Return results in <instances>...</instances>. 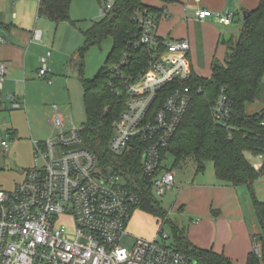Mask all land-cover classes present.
Here are the masks:
<instances>
[{
	"label": "built area",
	"instance_id": "1",
	"mask_svg": "<svg viewBox=\"0 0 264 264\" xmlns=\"http://www.w3.org/2000/svg\"><path fill=\"white\" fill-rule=\"evenodd\" d=\"M115 1L106 0L105 10ZM210 14L197 12L200 20ZM215 16L221 25L232 24L236 17L231 12ZM137 20L142 28L137 44L153 48L156 55L136 81H126V107L113 123L110 150L123 155L140 144L143 171L159 197L176 187L174 171L163 168V153L192 101L191 45L187 39H160L159 21L146 10L137 14ZM52 55L48 51L41 58L39 78L48 77ZM120 68L116 65L114 70L121 74ZM7 69L0 62V92ZM9 99L15 109L21 107L15 96ZM53 111L55 135L35 143V167L14 191L0 189V264H198L162 232L153 240L137 238L131 250L121 245L140 204L139 195L120 175L105 173L98 157L84 147L81 129H67L60 108L54 106ZM212 113L219 123L228 119L227 97L220 96ZM70 219L73 231L65 223ZM254 251L261 253L258 239Z\"/></svg>",
	"mask_w": 264,
	"mask_h": 264
},
{
	"label": "trees",
	"instance_id": "2",
	"mask_svg": "<svg viewBox=\"0 0 264 264\" xmlns=\"http://www.w3.org/2000/svg\"><path fill=\"white\" fill-rule=\"evenodd\" d=\"M73 1L40 0L38 15L57 25L63 22L75 24L70 16ZM96 1L100 5L106 2ZM145 10L158 21L161 19L162 12L146 5L145 0H116L110 10L103 9L100 20L83 32L84 45L78 51L81 59L79 76L88 118L81 128L83 145L98 157L105 173L120 175L139 195L137 210L156 217L163 228L170 224L172 243L177 250L198 264H234L223 254L195 247L185 230L169 220L168 212L152 191L151 178L143 171L140 144H134L132 150L123 155L110 150L113 123L126 107L123 93L128 84L126 81H136L156 55L153 48L137 44L142 33L137 14ZM247 15L236 44L234 41L227 44L224 62H213L211 77L193 74L189 110L163 153V160L168 155L172 157L171 170L193 163L197 175L204 173L208 163H212L221 183L248 187L253 202L258 205L254 184L264 176V165L256 169L246 154L264 157V109L249 114L247 107L264 97V0ZM109 38L113 39V48L104 67L94 78L86 79L83 63L86 52L102 46ZM116 65H121V74L114 70ZM222 95L227 97L230 114L224 123H219L213 117L212 109ZM262 240L260 255L253 251L247 264H264V237Z\"/></svg>",
	"mask_w": 264,
	"mask_h": 264
},
{
	"label": "crops",
	"instance_id": "3",
	"mask_svg": "<svg viewBox=\"0 0 264 264\" xmlns=\"http://www.w3.org/2000/svg\"><path fill=\"white\" fill-rule=\"evenodd\" d=\"M260 2L261 0H145L146 5L162 12L157 29L158 37L165 41L189 40L192 70L196 74L195 67L208 65L211 68L208 78L212 75L213 62L221 61L218 59L220 54L225 60L228 43L222 45L221 41L222 36L227 35L226 27L232 26L240 15L244 17V14L255 11ZM39 5L40 0H0V62L8 66L0 92V111L9 105L14 110L22 111L29 102L31 89L45 87V83L53 85V82L49 84V80L52 81L56 68L54 55L48 61V77L39 78L38 72L41 58L52 51L50 41L54 26L57 30L61 23L57 25L39 17ZM201 10L211 14L205 20H200L197 12ZM227 12L235 14L234 22L230 25L219 24L215 14ZM231 41L235 42L233 36ZM10 96L17 98L21 104L19 109L13 107ZM257 105L255 113L264 109V97ZM60 114L66 128L70 129L71 123L61 109ZM53 118L54 111L51 119L54 127ZM250 162L259 170L264 165V157L255 156ZM194 176L196 178L186 180L176 175L174 191L177 190V193L172 207V212L178 214L179 221L176 225L185 230L195 247L223 254L234 264H247L249 255L254 251L255 239L263 247L264 176L254 184L258 205L253 202L248 187L223 184L217 179L215 171L207 176L199 177L196 173Z\"/></svg>",
	"mask_w": 264,
	"mask_h": 264
},
{
	"label": "rangeland",
	"instance_id": "4",
	"mask_svg": "<svg viewBox=\"0 0 264 264\" xmlns=\"http://www.w3.org/2000/svg\"><path fill=\"white\" fill-rule=\"evenodd\" d=\"M103 2L100 5L96 0H74L71 6V20L75 22H63L60 27L54 26L51 35V45L53 55L56 59V68L53 71V85L30 90L29 102L22 111L14 110L9 106L0 111V189L12 192L17 185L24 181L26 172L36 165L34 142L50 141L55 133L51 124L52 111L54 106H58L65 113L71 128H83L87 123V113L84 102V87L80 80V56L79 48L84 45L82 31L91 26L92 22L101 18V9L105 7ZM244 27V17L240 15L232 26L226 27L225 34L233 36L235 44L238 41ZM222 45H225V35L222 36ZM113 48V39L109 38L102 46L90 48L83 59L84 76L92 79L98 71L104 67L108 55ZM226 57V56H225ZM218 58V57H217ZM220 62L224 58L220 54ZM195 72L202 78H208L211 68L207 66L195 67ZM39 81V80H38ZM43 82V81H42ZM257 103L249 104L247 111L249 114L255 113ZM3 142L7 147H3ZM247 157L252 161L253 156L247 153ZM41 163V161H39ZM167 169H173V159L167 156L163 163ZM178 177L192 180L195 174V165L187 164L182 168L173 170ZM214 171L213 164L208 163L204 173L200 176L208 175ZM176 191H169L164 196L156 197L158 202L168 212L169 220L177 224L178 214L172 212V207L176 200ZM70 231L74 230L73 221L67 220ZM162 229V231H161ZM165 233L169 236L168 242L173 241V234L170 224L162 227L156 217L136 210L128 224L127 235L121 245L131 250L137 238L153 240Z\"/></svg>",
	"mask_w": 264,
	"mask_h": 264
},
{
	"label": "water",
	"instance_id": "5",
	"mask_svg": "<svg viewBox=\"0 0 264 264\" xmlns=\"http://www.w3.org/2000/svg\"><path fill=\"white\" fill-rule=\"evenodd\" d=\"M247 17H248L247 13L244 14V19H247ZM225 42H226V43L231 42V36H227V35H226V36H225ZM192 264H195V262L192 261Z\"/></svg>",
	"mask_w": 264,
	"mask_h": 264
}]
</instances>
